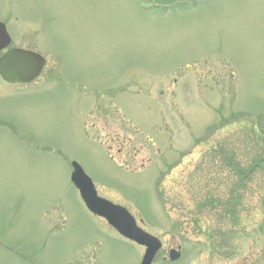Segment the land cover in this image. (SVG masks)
Listing matches in <instances>:
<instances>
[{"label": "rangeland", "instance_id": "1", "mask_svg": "<svg viewBox=\"0 0 264 264\" xmlns=\"http://www.w3.org/2000/svg\"><path fill=\"white\" fill-rule=\"evenodd\" d=\"M0 21L46 58L0 77V264L141 263L73 162L154 264H264V0H0Z\"/></svg>", "mask_w": 264, "mask_h": 264}, {"label": "water", "instance_id": "2", "mask_svg": "<svg viewBox=\"0 0 264 264\" xmlns=\"http://www.w3.org/2000/svg\"><path fill=\"white\" fill-rule=\"evenodd\" d=\"M10 44L11 37L5 25L0 23V53ZM45 64V59L35 52L12 49L0 58V76L10 84H28L41 75ZM72 167L71 181L79 190L89 211L106 219L109 225L126 239L145 247L146 252L141 264H152L162 248L161 241L140 228L135 218L124 207L100 198L92 180L77 162H73ZM179 257L178 251L170 252L171 261H176Z\"/></svg>", "mask_w": 264, "mask_h": 264}]
</instances>
